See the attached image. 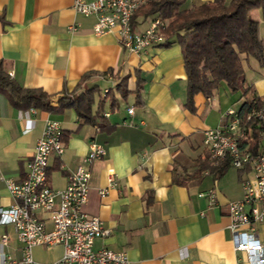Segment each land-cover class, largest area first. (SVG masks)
<instances>
[{"label": "crops", "instance_id": "crops-1", "mask_svg": "<svg viewBox=\"0 0 264 264\" xmlns=\"http://www.w3.org/2000/svg\"><path fill=\"white\" fill-rule=\"evenodd\" d=\"M209 1L185 0L182 8ZM73 3L0 0V63L20 87L46 92L53 107L64 93L96 87L92 111L104 99L105 123L102 128L84 123L72 108L17 109L0 94V207L16 202L3 177L24 178L45 120L54 119L63 131V152L50 157L49 187L66 186L68 174L81 164L92 141L105 149L104 157L88 166L89 188L82 206L109 229V235L95 240V248L124 251L127 264H248L245 252L233 248L228 204L241 199V181L249 170L225 162L213 165L202 144L203 131L222 121L224 110L218 112L215 92L211 97L196 94L194 110H188L178 44L150 48L143 54L129 52L120 45L116 29L95 35V16L76 13ZM251 15L261 26L260 12ZM149 17L138 16L133 28L143 30ZM242 59L249 58L242 55ZM137 81L138 103L134 99ZM248 83L258 85L260 92L255 94L264 97V73ZM110 171L116 181L112 187L108 186ZM103 188L107 193L101 197ZM210 189L216 195L213 204L199 196ZM39 218L51 227L49 214L39 213ZM253 226L264 245V220ZM2 235L8 236L2 251L20 259L22 246L13 226L0 225V239ZM62 255L60 244L32 249L33 258L41 263Z\"/></svg>", "mask_w": 264, "mask_h": 264}, {"label": "built area", "instance_id": "built-area-1", "mask_svg": "<svg viewBox=\"0 0 264 264\" xmlns=\"http://www.w3.org/2000/svg\"><path fill=\"white\" fill-rule=\"evenodd\" d=\"M148 0H74L73 10L84 16H95V35L117 30L120 45L127 51L143 54L159 47L165 41L167 21L159 17L147 18L143 30L131 24L134 12ZM106 89L104 92H107ZM262 103L238 110L228 108L221 123L203 131L202 144L213 165L227 163L233 168L247 169L242 181V197L228 204V228L232 234L233 248L244 251L248 264H264V245L259 242L253 223L264 220V97ZM34 112V108L28 109ZM128 113L133 108L127 109ZM107 115V113L105 114ZM63 152V131L59 121L46 119L41 135L26 162L24 178L15 180L3 177L5 186L15 203L0 207V225H11L21 243L22 255L14 259L0 247V264H127L124 251L107 247L95 248L97 238L109 235L97 216L82 210L86 202L90 171L88 166L105 155L103 145L92 141L81 164L68 174L66 186L53 189L47 184V169L52 154ZM116 185L112 172L108 173V186ZM107 188L99 190L105 196ZM200 197L215 201L210 189L200 192ZM39 213L49 214L50 228L39 218ZM7 235H2L0 246L6 245ZM63 246V255L49 263L36 261L32 249L38 245Z\"/></svg>", "mask_w": 264, "mask_h": 264}, {"label": "trees", "instance_id": "trees-1", "mask_svg": "<svg viewBox=\"0 0 264 264\" xmlns=\"http://www.w3.org/2000/svg\"><path fill=\"white\" fill-rule=\"evenodd\" d=\"M184 1L148 0L134 12L131 24L134 25L138 16L159 17L167 21L164 29L166 41L162 45L176 43L180 47L186 74L185 107L193 111L194 96L200 93L211 97L221 82L230 92H241V107L261 104V98L247 81L242 55L253 57L264 66V37L260 34L259 21L251 15L258 10L264 21V0H212L183 9ZM97 92L96 87H91L64 93L53 107L46 92L39 88L20 87L0 63V94L17 109L34 107L53 112L72 108L82 122L102 128L105 123L101 116L104 99L99 101L97 111H92ZM140 98L141 86L137 81L134 90L136 103Z\"/></svg>", "mask_w": 264, "mask_h": 264}, {"label": "rangeland", "instance_id": "rangeland-1", "mask_svg": "<svg viewBox=\"0 0 264 264\" xmlns=\"http://www.w3.org/2000/svg\"><path fill=\"white\" fill-rule=\"evenodd\" d=\"M260 27L261 36H264V21L261 22ZM243 65L246 72L247 81H253L256 78L262 77L264 73V66L259 65L258 61L253 57H249L247 62L244 60ZM219 86L220 87L214 90L215 93L213 92L216 100L219 99L220 101V106L218 105V101L216 102V104L220 107L218 112H222V110L225 112L228 108H234L238 110L243 102L241 92H230L225 83H221ZM253 88H255L256 92H260L258 85H255Z\"/></svg>", "mask_w": 264, "mask_h": 264}]
</instances>
